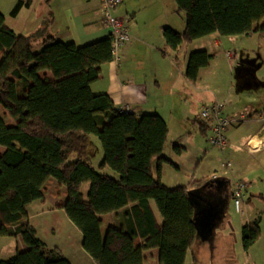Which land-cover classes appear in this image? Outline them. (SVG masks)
Segmentation results:
<instances>
[{"label":"trees","instance_id":"16d2710c","mask_svg":"<svg viewBox=\"0 0 264 264\" xmlns=\"http://www.w3.org/2000/svg\"><path fill=\"white\" fill-rule=\"evenodd\" d=\"M175 2L185 13L186 29L164 28L172 50L212 34L264 35V0ZM24 4L19 2L12 15ZM51 23L50 17L36 33L17 34L0 11V106L15 121L7 124L0 114V145L5 147L0 154V235L21 236L27 245L0 264H72L60 248H50L39 238L29 220L28 207L44 199L50 178L66 186L67 200L61 207L82 232L83 248L95 264H144V251L153 247L160 248V264H185L200 240L190 191L213 194L216 188L208 187L210 178L202 179L199 186L190 183L195 184L192 189L167 186L163 166L172 162L165 154L169 126L164 117L126 111L109 94L92 90L102 66L113 60L111 35L78 46L56 40L49 32ZM38 39H42L40 50ZM213 56L206 50L191 53L187 78L196 83ZM42 71L52 77L41 76ZM93 135L103 150L98 166L90 156ZM87 182L90 189L85 195ZM130 204L125 224L110 227L104 236L99 215ZM260 219L242 227L246 252L261 237ZM194 264H200L195 255Z\"/></svg>","mask_w":264,"mask_h":264},{"label":"crops","instance_id":"0c3cea01","mask_svg":"<svg viewBox=\"0 0 264 264\" xmlns=\"http://www.w3.org/2000/svg\"><path fill=\"white\" fill-rule=\"evenodd\" d=\"M19 2L26 4L13 16L12 11ZM0 11L12 30L26 36L36 33L50 17L52 23L49 32L58 41L84 46L111 35L110 29L102 20L100 0H51L49 4L44 0H0ZM116 14L126 21L131 38L121 49L119 61L112 60L102 66L100 78L92 84V90L95 93L109 94L115 105L122 109L128 108L138 115L158 113L164 117L169 126L165 154L172 162L163 166L162 180L166 185H187L188 189H192L195 184L199 186L202 179L210 178L213 181L214 176L219 174L220 168H214L211 164L214 155L204 139L205 137L210 143L211 120L201 117L204 105L217 101L226 102V115L239 120L229 128V156H225L224 160L220 159L221 167L225 160H230L232 166L238 167L240 164L263 161L264 83L261 81L264 77L258 75L263 66L259 59H252L247 50L235 51L233 54L226 52L231 60L228 61L224 75L225 84L215 82L210 85L204 82V71L210 67L212 60L200 70L196 83L186 76L191 53L206 50L215 55L214 50L217 47L228 43L226 39L233 41L239 36L208 35L193 42L182 43L177 50H172L167 46L164 28L169 26L178 32L186 29L185 13L178 9L175 0H121ZM37 41V50H40L42 39ZM40 74L43 77H52L48 71H42ZM258 84L261 88H257ZM234 88L236 93L233 92ZM201 126L208 128V131L203 132ZM4 150V146L0 145V152L3 153ZM99 153V146H93L90 156L93 163L95 157L99 156L96 159L97 166L103 158V153ZM231 171L233 172L234 168H231ZM109 174L116 176L112 172ZM193 182L198 183L190 186ZM210 185L212 188V184ZM89 189L90 184L87 182L83 185V193L87 195ZM43 192L44 199H38L28 207L29 220L37 229L39 238L50 248H60L72 264H95L83 248L82 232L61 207L67 200L66 186L57 179L50 178ZM247 201L250 202L251 198H247ZM132 206L130 204L120 211L99 215L104 236L110 227L125 224V211ZM151 207L158 223L162 224L163 217L154 201L151 202ZM52 213L60 214L64 218L67 230H70L72 235L68 234L66 239L57 238V226L45 221L44 224H49L47 233L56 238L48 239L42 234L40 222L36 223L34 219ZM247 213L241 223L242 227L245 223L255 220V217H250ZM226 214L227 212L224 216ZM240 237L242 239V229ZM2 239L4 247L16 239L18 247L4 251L0 249V260L9 259L17 251L27 249L21 236L0 235V242H3ZM202 242L200 239L189 251L185 264H194V255L201 264ZM144 256V264H160L159 247L145 250Z\"/></svg>","mask_w":264,"mask_h":264},{"label":"rangeland","instance_id":"374dc122","mask_svg":"<svg viewBox=\"0 0 264 264\" xmlns=\"http://www.w3.org/2000/svg\"><path fill=\"white\" fill-rule=\"evenodd\" d=\"M214 36L215 35L212 34L208 37ZM226 42L228 43H224V46L219 48L217 47L214 50L216 54H213L214 56L212 58L211 65L204 71L203 79L205 83L211 85L215 82L217 84L222 82L225 84L224 75L226 73L228 61L231 60V57H228V51L232 52V54L235 51L239 52V50L249 51L248 55H250L254 60L259 59V62L261 65H263L259 70L258 75L261 78L264 77V35H260L259 33L253 34L252 37L243 35L236 37V40L233 41L231 39H226ZM261 82L264 83V80ZM257 88H261V86L258 84ZM233 92L236 93V88L233 89ZM0 114L5 119L7 124L15 123V121L7 114L6 110L2 106H0ZM204 139L214 155V161L211 163L212 166L214 168L219 167L221 170L219 169L218 173L230 180V187L228 188V191L231 192L233 190V183L235 180L246 181L248 184V190L246 198L242 204V212H238L236 210L234 200L232 199L230 201L227 214L218 220V225L212 237L209 240L203 241L201 243V264H264V155L263 161L245 163L244 165L240 164V167L233 165L232 168H234V171L230 172V169L221 167L220 161V159L224 160L225 156H229V150L227 148L222 150L219 147L209 143L205 137ZM92 141L93 144L91 150L93 146L98 145L100 148L99 155L101 152L103 153L99 139L93 135ZM98 157L99 156H96L95 158L97 159ZM96 159L94 161L95 165L98 163ZM225 171H227V173H225ZM252 194L254 196H251ZM249 197L251 198L250 202L247 201V198ZM246 213L250 215V217H255V219L261 217L260 227L262 234L250 252H246L244 250L242 239L240 237L242 229L241 223L245 219ZM44 216L36 217L34 221L36 223L40 222L42 234L46 238L50 239L57 237L66 239L68 234H73L69 232L70 230H67V222L60 214L52 213L45 217ZM44 221L48 223H54L57 226L56 231L59 232L56 237H53V234L47 233L49 224H44ZM2 241L3 242H0V249H3V251L7 250L8 248L17 249L18 247V241L16 239H13L10 243H7L5 247L4 239H2Z\"/></svg>","mask_w":264,"mask_h":264},{"label":"built area","instance_id":"2783aa9c","mask_svg":"<svg viewBox=\"0 0 264 264\" xmlns=\"http://www.w3.org/2000/svg\"><path fill=\"white\" fill-rule=\"evenodd\" d=\"M121 0H100L103 10V23L110 29L113 46V60L119 61L121 49L130 41V31L126 21L116 14ZM226 103L217 101L213 104L204 105L201 117L204 120H211V134L209 141L212 145L224 150L228 146V131L234 122L239 121L226 115ZM130 111L128 108H123ZM223 167L231 170L232 162L226 160ZM227 173V171H225ZM221 177L216 174L214 178ZM248 184L244 180H235L233 183V200L238 212H242V204L246 198Z\"/></svg>","mask_w":264,"mask_h":264},{"label":"water","instance_id":"95a60500","mask_svg":"<svg viewBox=\"0 0 264 264\" xmlns=\"http://www.w3.org/2000/svg\"><path fill=\"white\" fill-rule=\"evenodd\" d=\"M213 181L209 182L210 184H218L217 191H221V189L226 188L230 181L225 177H217L213 178ZM211 188V187H209ZM190 199L196 205V217L195 222L198 230V237L202 241L209 240L215 232V229L218 225V220L223 218L226 213L225 206L229 202V198H223L226 200L225 204L219 201H214L213 194L203 193L199 189H195L190 191Z\"/></svg>","mask_w":264,"mask_h":264},{"label":"flooded vegetation","instance_id":"af4514ba","mask_svg":"<svg viewBox=\"0 0 264 264\" xmlns=\"http://www.w3.org/2000/svg\"><path fill=\"white\" fill-rule=\"evenodd\" d=\"M217 186H218V184H214V185L212 184V188L213 187L216 188V192L213 193V199H214V201H219V202H222L223 201V203L225 204V202H227V201L226 200H223V198L226 199V197H228V198L230 197V193L231 192L228 191V188L230 187V183H228V185H227L226 188L221 189L220 192L217 191ZM229 204H230V200L227 203V205L225 206V209H226L225 211L226 212L228 210Z\"/></svg>","mask_w":264,"mask_h":264}]
</instances>
